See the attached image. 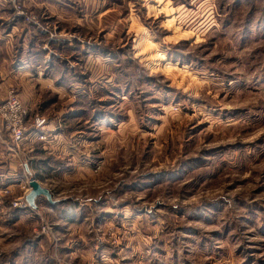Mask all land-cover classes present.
<instances>
[{
  "label": "rangeland",
  "instance_id": "374dc122",
  "mask_svg": "<svg viewBox=\"0 0 264 264\" xmlns=\"http://www.w3.org/2000/svg\"><path fill=\"white\" fill-rule=\"evenodd\" d=\"M0 3V264H264V0Z\"/></svg>",
  "mask_w": 264,
  "mask_h": 264
},
{
  "label": "built area",
  "instance_id": "2783aa9c",
  "mask_svg": "<svg viewBox=\"0 0 264 264\" xmlns=\"http://www.w3.org/2000/svg\"><path fill=\"white\" fill-rule=\"evenodd\" d=\"M1 1L5 5H11L12 7L15 5V0ZM13 94L14 93H10L8 99H6V101L0 107V113L7 129H12V132L14 133V139L18 141L22 136L21 129L23 128L25 113L23 108L20 106L19 101Z\"/></svg>",
  "mask_w": 264,
  "mask_h": 264
},
{
  "label": "water",
  "instance_id": "95a60500",
  "mask_svg": "<svg viewBox=\"0 0 264 264\" xmlns=\"http://www.w3.org/2000/svg\"><path fill=\"white\" fill-rule=\"evenodd\" d=\"M28 186L30 190L28 193L25 195V202L30 208H35V200L39 196H43L47 199V201H51V195L49 191L43 187L40 186V184L34 180L31 179L28 183Z\"/></svg>",
  "mask_w": 264,
  "mask_h": 264
},
{
  "label": "crops",
  "instance_id": "0c3cea01",
  "mask_svg": "<svg viewBox=\"0 0 264 264\" xmlns=\"http://www.w3.org/2000/svg\"><path fill=\"white\" fill-rule=\"evenodd\" d=\"M0 2H1V0H0ZM1 4V3H0ZM2 5V4H1ZM2 10V9H1ZM2 19V18H1ZM4 39H3V37L2 36H0V62L1 63H3V62H5V59H6V56H4L3 55V53H1V52H3V48H5V42L3 41ZM4 46V47H3Z\"/></svg>",
  "mask_w": 264,
  "mask_h": 264
}]
</instances>
